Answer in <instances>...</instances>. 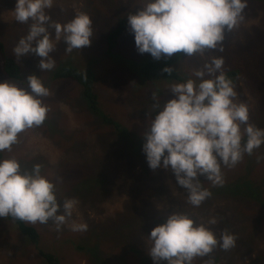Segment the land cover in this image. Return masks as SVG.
<instances>
[{"label":"rangeland","instance_id":"374dc122","mask_svg":"<svg viewBox=\"0 0 264 264\" xmlns=\"http://www.w3.org/2000/svg\"><path fill=\"white\" fill-rule=\"evenodd\" d=\"M142 6L143 0H56L49 10L54 21L66 23L71 20H65L67 15L70 18L78 12H85L93 20L94 36L90 46L71 53L65 52L63 41L59 42L52 54L56 67L44 72L39 68V56L29 53L17 59L12 52L18 40L27 34L29 25L15 20L13 0H0V41L22 70L21 80H14L0 67V81L11 80L23 85L29 75L35 74L52 92L44 98L49 108L44 123L20 134V142L11 152L5 153L15 156L25 168H31L33 162L30 159L36 158L43 166V173L57 181L61 203L72 198L67 195L72 194L70 191L76 185H84L90 191L87 196L74 197L79 200V205L78 215H73V219L87 222L88 230L77 233L64 227L56 231L51 221L46 225L36 224L34 226L41 234V246L54 252L62 260L60 264H155L148 251V235L156 225L165 222L170 213L186 212L197 223L215 216L219 222L211 227L218 236L227 229L237 237L236 247L228 251L217 247L208 256L195 258L192 264H264V145L254 151L249 162L245 155L235 167L223 168L225 183L222 187L211 185L205 176H201L204 187L218 192L201 206L193 208L187 203V191L177 184L171 169H151L144 151L143 159L136 158L131 167L127 158H120L115 152L114 136L110 145L102 133H99L98 141V131L114 133V129H107L96 115L90 113L77 83L69 79L54 80V73L63 65L79 63L77 66L87 67L92 63L97 69V86L104 107L116 114L121 122L139 125L137 140L142 137L141 142H145L143 133L154 103L153 93L158 94L161 103L174 94L169 85L157 84L160 90H156V86L143 81L138 73L141 66L135 58L139 55V61L154 58L150 53L138 52L129 28L119 41L118 53L113 52V57L105 56L108 32L118 20L128 19L129 13L138 12ZM263 30L264 10L250 0L245 19L230 32L231 40L243 42L245 52L251 53L254 71L249 73V84L257 78L263 83V87L259 85L260 90L251 89L244 77L235 84L238 101L249 104L250 123L259 128H264V42L253 41ZM219 53L205 55L200 62H195L196 65L185 63L184 67L181 53L180 72L192 73L203 65L206 58ZM128 65L135 66V74L130 73ZM225 65L230 68L234 64ZM94 124L104 128L97 129ZM59 130L68 137L70 135L67 143L55 141ZM84 142L87 143L86 149L83 148ZM97 177L100 182L95 184L93 181ZM104 179H109L110 189L115 192L109 198L107 195L106 198H96L94 187L100 183L103 185L101 181ZM138 179L145 186L138 188ZM144 188L151 190V199L147 201L138 195ZM252 190L261 198L255 195L259 199H254ZM42 261L34 243L7 218L0 217V264H44Z\"/></svg>","mask_w":264,"mask_h":264},{"label":"clouds","instance_id":"9594fccd","mask_svg":"<svg viewBox=\"0 0 264 264\" xmlns=\"http://www.w3.org/2000/svg\"><path fill=\"white\" fill-rule=\"evenodd\" d=\"M55 3L16 0L13 9L15 20L29 28L12 52L17 59L29 53L39 56V68L44 72L56 67L52 54L59 42L71 53L90 46L94 36L93 20L85 12H78L66 23L54 21L49 10ZM247 7L248 0H143L138 12L128 14V26L141 54L150 53L156 60L177 53L205 57L209 51H224L226 32L241 24ZM224 65L222 55L206 58L187 78L170 85L174 95L163 103L154 92L143 133L149 167L171 169L193 208L212 196L201 176L222 187L223 168L235 167L245 155H253L264 145V128L250 123V106L238 101L236 85ZM163 71L171 75L174 67L166 65ZM51 94L50 87L35 74L23 85L0 81V153L11 152L20 142V134L44 123L49 111L44 98ZM152 113H156L154 117ZM42 168L40 163L25 168L15 156L0 158V217L32 225L51 221L56 231L67 227L72 232H86L88 223L73 219L74 213L78 215L79 200L61 203L57 181ZM218 222L212 216L197 223L186 212H172L148 235L149 255L155 264H192L217 247L231 250L237 237L227 229L218 236L211 227Z\"/></svg>","mask_w":264,"mask_h":264},{"label":"trees","instance_id":"16d2710c","mask_svg":"<svg viewBox=\"0 0 264 264\" xmlns=\"http://www.w3.org/2000/svg\"><path fill=\"white\" fill-rule=\"evenodd\" d=\"M250 1V0H248ZM254 2H257L259 7L264 10V0H251ZM14 5L16 4V0H13ZM67 15L65 17V20L72 19L73 16L70 18ZM129 28L128 26V19H120L117 21L115 26L108 32V48L105 53V56L108 57H113L111 55L113 52L118 53V48H119V41L123 34L127 31ZM262 40L264 42V30L260 33L258 32V36H256L255 40L253 42H259ZM223 47L224 51L219 53L218 55H222L225 59V64L231 63L234 64L230 68H226V65H224V71L227 73L228 77H230L233 82L236 84V82L242 77H244L248 85L251 86V89H259L260 86L263 87V83L258 81V78L253 82L249 84V73L252 74V70L254 68V64L252 63L251 59V53L250 52H245V49L243 47V42H233L230 37V32H226L225 34V40L223 41ZM218 51H209L205 55L210 56V54L217 53ZM0 67L3 70V72L11 79L14 80H21L22 78V70L21 67L16 59L13 57L9 56L8 53L6 52L5 44L0 41ZM140 55L135 58L141 66V68H138V73L143 79L147 85H154L156 86V90H160L157 86V84H163L165 85H171L170 83L178 82L184 78H187L191 73L188 72V74H183L186 73L183 71V73L180 72L179 69V64L178 61L182 58L181 53L174 54L171 58H162L161 60H147V58H141L140 61L138 58ZM202 59L201 56L194 55L192 57H186L183 54V67L184 64H195V62H200ZM84 64H87L84 62ZM79 65V63H77ZM75 64H66L63 65L60 69H58L54 73V80H61V79H69L75 83H77L83 93V100L87 107L89 108L90 113L93 115H96L101 122L107 126V129H114V133L110 132L108 130L106 131H98L97 132V137L99 141V133H102L106 137V142L110 145L113 141V136L116 138V144L117 148H115V152L119 155L120 158H127L129 165L133 167L134 163L137 161L136 158L138 159H143V144L144 142H141L142 137L137 140L138 136L140 135V129L141 127H138L139 125H134L131 123H124L119 120V118L111 112L109 109L104 107V104L101 102V95L98 90L97 86V81H98V74H97V69L95 66L92 65V63L85 67L86 65H82L84 67H79ZM168 66H173L174 71L169 75L168 73L164 72L163 69L164 67ZM188 66V65H187ZM186 66V67H187ZM185 67V68H186ZM127 69L130 71V73L135 74V66L133 65H128ZM254 71V70H253ZM130 75V74H129ZM95 128L97 129H102L104 127L98 126L96 124ZM93 126V125H92ZM70 139L67 135L64 134L63 130H59L57 137L55 138V141L59 144L61 142L62 144L67 143V140ZM137 141V142H136ZM78 143V141H77ZM120 144V145H118ZM108 145V146H109ZM87 143L84 142L83 148L86 149ZM120 146V147H118ZM121 148V149H120ZM137 148V149H136ZM119 151V152H117ZM71 152V148L69 150ZM4 153V157L11 156L5 152L0 153V158H2ZM252 157L248 156L246 157L247 161L249 162ZM29 160V159H28ZM28 160L26 162H28ZM30 161L33 162V164L37 163L36 158L35 159H30ZM248 166V165H247ZM246 166V167H247ZM71 179L68 180V182ZM138 183H140L139 187L143 185L145 186V183L140 181L139 179L137 180ZM90 182H92L90 180ZM100 182L99 178L97 177L94 179L93 183H98ZM103 185L95 186L94 189L96 190V195L95 197H102V198H109L115 190L110 189V181L109 179H104ZM75 185H73L74 187ZM68 190H71L69 187ZM150 189H145L144 191L141 192L139 197L142 199H145V201L151 199L149 198L150 194ZM213 193H217L214 191H211ZM71 195H67L68 197H81L89 195L90 191L88 188L84 185H76L71 191ZM67 194V193H66ZM251 195L253 196L254 199H259L261 198L259 193H256L255 190H252ZM257 195L259 198H257ZM143 204V201L141 202V205ZM6 218V217H5ZM8 221L15 225L20 233L24 236H27L28 239L34 243L35 248L37 249L40 257L44 260L42 261L44 264H60L62 260L52 251L44 249L41 246V234L36 228V226L32 224L25 223L23 221L16 220L12 217H7ZM82 247V246H80ZM79 247V248H80ZM84 249V246H83Z\"/></svg>","mask_w":264,"mask_h":264}]
</instances>
